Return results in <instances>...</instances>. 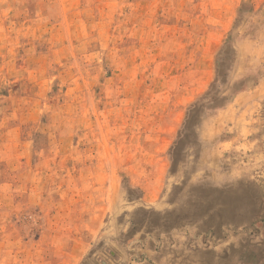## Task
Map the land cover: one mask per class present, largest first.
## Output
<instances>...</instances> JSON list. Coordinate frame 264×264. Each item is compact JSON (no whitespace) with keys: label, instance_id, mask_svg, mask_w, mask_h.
<instances>
[{"label":"rangeland","instance_id":"374dc122","mask_svg":"<svg viewBox=\"0 0 264 264\" xmlns=\"http://www.w3.org/2000/svg\"><path fill=\"white\" fill-rule=\"evenodd\" d=\"M263 78L264 0H0V264H264Z\"/></svg>","mask_w":264,"mask_h":264},{"label":"crops","instance_id":"0c3cea01","mask_svg":"<svg viewBox=\"0 0 264 264\" xmlns=\"http://www.w3.org/2000/svg\"><path fill=\"white\" fill-rule=\"evenodd\" d=\"M264 79V78H263ZM256 88L258 89L259 87H258V85L256 86ZM248 93V92H247ZM244 95H246V93H243V94H240V97H239V99H243V102H249V96H244ZM237 99H238V97H237ZM225 113H223V115H224ZM223 115H220V117H222Z\"/></svg>","mask_w":264,"mask_h":264}]
</instances>
